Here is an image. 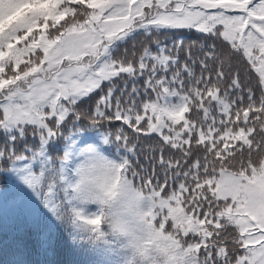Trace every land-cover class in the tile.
Masks as SVG:
<instances>
[{
  "label": "snow or ice",
  "instance_id": "1",
  "mask_svg": "<svg viewBox=\"0 0 264 264\" xmlns=\"http://www.w3.org/2000/svg\"><path fill=\"white\" fill-rule=\"evenodd\" d=\"M182 29L211 43L160 39ZM0 68V165L26 164L24 183L57 220L58 175L77 238L118 252L100 208L69 196L74 154L105 178L116 166L139 179L150 223L192 264H264V0H0ZM69 118L122 122L102 140L118 159L69 136L55 168L48 149ZM29 127L38 145L24 155Z\"/></svg>",
  "mask_w": 264,
  "mask_h": 264
},
{
  "label": "trees",
  "instance_id": "2",
  "mask_svg": "<svg viewBox=\"0 0 264 264\" xmlns=\"http://www.w3.org/2000/svg\"><path fill=\"white\" fill-rule=\"evenodd\" d=\"M142 39V38H141ZM160 39L171 45L173 40L183 39L186 44L188 43H211V41H205L204 38L195 30H172L166 35H161ZM124 47L131 49L133 43L129 42ZM137 47L139 45L137 44ZM123 50V49H122ZM107 82H105V85ZM142 84V80H141ZM95 96V93L93 94ZM161 104L164 103L162 99ZM169 103H179L178 98L170 97ZM94 100L89 99L87 103H83L81 106L85 111L90 110L93 107ZM122 122L113 121L105 122L101 121L93 125L90 120L82 119L78 122H73L70 118L68 122L61 128L60 135L54 138V143L49 146V154L54 159V167L59 169L60 160L63 158L64 150L68 144V137L71 136L73 140L76 137H80L78 141H81L82 145L86 147L89 144L98 145L101 150L113 159H118L117 155V142H112L108 145L102 143L103 137L109 133H114L116 128ZM131 131V130H127ZM86 139V140H84ZM84 140V141H82ZM6 141V137L0 133V143ZM25 144L28 146L38 145V138L32 135L31 128L29 127V133L25 141L17 142V149L21 151L24 155H30L28 152H24ZM137 152L139 154L140 162L144 163V155L141 149L138 147ZM124 148L121 147L119 156L126 155ZM74 156V155H73ZM71 157L70 161L66 163V174L68 178L75 179L74 170L78 165V156ZM27 165L17 164L16 161L10 163H4L0 165V200L3 202V206L6 210V216L0 215V264H79V258L83 257L89 250L94 247L93 241L82 239L83 244H78L73 234H76L75 230L71 228L69 224L64 235H59V233H50L47 231L48 225H52L55 222V218L44 208L41 203L40 196L28 185L23 184L21 186H16L14 180V175L21 173L23 167ZM34 171L39 174L41 164L39 162L34 164ZM46 177L49 175L45 174ZM72 179V180H73ZM129 179H132L129 175ZM57 189L59 192L58 202H62L63 210L71 208V205L67 203L64 192L60 190L59 176L56 177ZM46 182L40 191L46 192ZM135 184L140 186L139 179L135 180ZM147 192V189H144ZM34 194V199L36 201L33 206H31L27 200L30 194ZM49 214H47L46 213ZM87 211L89 214L98 211V206L88 205ZM47 216V217H46ZM46 220L43 222V219ZM70 221L69 215H64L59 221L61 224H65ZM43 222L40 224V222ZM55 236V239L50 240V237ZM65 239L68 245H72V249H80L83 254L76 255V262L67 255V258L61 259V250L64 247L62 239ZM79 257V258H78ZM70 259V260H69ZM69 261V263H68Z\"/></svg>",
  "mask_w": 264,
  "mask_h": 264
},
{
  "label": "clouds",
  "instance_id": "3",
  "mask_svg": "<svg viewBox=\"0 0 264 264\" xmlns=\"http://www.w3.org/2000/svg\"><path fill=\"white\" fill-rule=\"evenodd\" d=\"M81 163L84 172L72 183V197L100 208L106 231L118 244L120 264H192L194 251L169 240L150 223L152 208L137 184L125 179L116 166L105 178L99 162Z\"/></svg>",
  "mask_w": 264,
  "mask_h": 264
},
{
  "label": "rangeland",
  "instance_id": "4",
  "mask_svg": "<svg viewBox=\"0 0 264 264\" xmlns=\"http://www.w3.org/2000/svg\"><path fill=\"white\" fill-rule=\"evenodd\" d=\"M79 138L80 137L78 136L75 139V142L77 144V148L78 149L84 147L82 145L81 141H78ZM84 140H86V139H84ZM84 140H82V141H84ZM75 156H78V158H79L78 164H80L84 159H86V157H81V156H79L77 154H74L73 157H75ZM13 175L15 177L13 181L15 182L16 186H21V185L25 184L24 181H23V177H22L21 173H17V174H13ZM72 179L73 178H70V180H72ZM73 180H75V179H73ZM59 182H60V190L63 191V188L66 187V185H64L63 182L60 181V180H59ZM46 184H47V182H46ZM44 189H47V188H44ZM71 195H72V192H71V189H69V196H71ZM27 202L31 206H33V204L36 203L33 193L30 194ZM71 207H72V205H71ZM46 213H47V211H46ZM0 215L3 216V217L6 216V210H5L4 206H3L2 200H0ZM64 215H69L70 216V221L67 220V222L65 224H61V222H59V221L62 218L59 219V220L55 219L56 223H54L52 225H48L47 231L52 233V234L53 233H59V235H64L65 236V233H68L67 231H65V229H66V227L69 224H71V208H68L67 210H62L61 216L63 217ZM46 217L43 219V222L46 220ZM39 222H40V224L43 223L41 221H39ZM101 227L106 230V226L104 225L103 222L101 224ZM71 228H73L75 230V232H76V234H73L72 236L75 237V239H78L77 238V230L74 228V226L72 224H71ZM51 238L55 239V236L50 237V240L52 242ZM62 242L64 243V247L61 250V252L58 253V254H61V259H63V261H64V258H67V255L71 256V258L75 261L77 252H78V254L85 253V252H82L80 249H78L77 252H76V249H72V245H68L67 241L64 238L62 239ZM77 243L78 244H83L82 239L79 238L77 240ZM93 244H94V247H93L92 250H89L86 254H83L82 258L78 257L80 259L79 260V264H120V257H119V255H118V253L116 251L110 250L103 243H98V242H94L93 241ZM68 263H69V261H68Z\"/></svg>",
  "mask_w": 264,
  "mask_h": 264
}]
</instances>
